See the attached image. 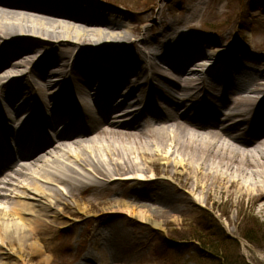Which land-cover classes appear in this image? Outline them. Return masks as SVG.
Segmentation results:
<instances>
[{"label":"bare ground","instance_id":"obj_1","mask_svg":"<svg viewBox=\"0 0 264 264\" xmlns=\"http://www.w3.org/2000/svg\"><path fill=\"white\" fill-rule=\"evenodd\" d=\"M96 1L0 0L2 127L7 145L38 149L0 169V264H49L65 218L89 209L95 242L124 264L127 217L160 226L231 187L264 200L257 45Z\"/></svg>","mask_w":264,"mask_h":264},{"label":"rangeland","instance_id":"obj_2","mask_svg":"<svg viewBox=\"0 0 264 264\" xmlns=\"http://www.w3.org/2000/svg\"><path fill=\"white\" fill-rule=\"evenodd\" d=\"M107 1L113 2L109 4L117 6L125 16L139 18L146 14L151 22L158 21V17L173 22L193 21L200 35L225 43L230 40L237 47L242 46L241 42L253 41L256 53L264 59V0H217L220 3L209 9L204 5L199 8L194 0ZM159 166L156 162V167ZM144 191L149 192L146 187ZM201 196L203 201L186 207L181 214L164 218L160 226L127 217L126 231L135 244L123 254L124 264H216L208 254L205 260L197 259L194 251L199 245L192 232L195 229L215 243L227 235L232 240L227 242V251L237 253L246 264H264V205H261L264 200L254 201L245 194L239 197L232 187L220 196L213 191L207 199ZM92 215L94 210L89 209L65 218L70 226L60 229L61 238L51 252L49 264H80L86 257L90 260L88 264H109L113 249L95 242V235L101 232L90 221ZM247 229L256 231L252 237L254 244L242 237ZM3 260L15 263L10 255Z\"/></svg>","mask_w":264,"mask_h":264},{"label":"trees","instance_id":"obj_3","mask_svg":"<svg viewBox=\"0 0 264 264\" xmlns=\"http://www.w3.org/2000/svg\"><path fill=\"white\" fill-rule=\"evenodd\" d=\"M255 230L253 229H247L245 233L243 234V238L247 240L248 242L254 244L255 241L252 238L255 235ZM192 232H194L195 237L197 239L199 248L195 249V255L197 259L205 260V255H210L211 261L215 262L216 264H246L243 259L240 258V256L236 253L234 255L233 252L227 251V242H231L232 240L226 235L223 239H221L218 243L211 241V239L205 235L201 234L199 229H195ZM175 264V263H171Z\"/></svg>","mask_w":264,"mask_h":264}]
</instances>
